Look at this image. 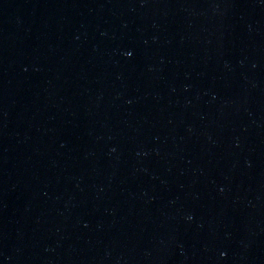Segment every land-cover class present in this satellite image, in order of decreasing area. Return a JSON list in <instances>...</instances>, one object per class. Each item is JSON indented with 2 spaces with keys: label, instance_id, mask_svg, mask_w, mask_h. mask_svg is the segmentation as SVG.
Wrapping results in <instances>:
<instances>
[{
  "label": "water",
  "instance_id": "95a60500",
  "mask_svg": "<svg viewBox=\"0 0 264 264\" xmlns=\"http://www.w3.org/2000/svg\"><path fill=\"white\" fill-rule=\"evenodd\" d=\"M0 264H264V0H0Z\"/></svg>",
  "mask_w": 264,
  "mask_h": 264
}]
</instances>
